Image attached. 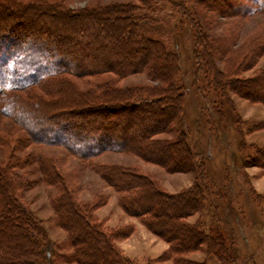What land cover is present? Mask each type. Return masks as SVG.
<instances>
[{
	"label": "trees",
	"instance_id": "trees-1",
	"mask_svg": "<svg viewBox=\"0 0 264 264\" xmlns=\"http://www.w3.org/2000/svg\"><path fill=\"white\" fill-rule=\"evenodd\" d=\"M159 1L96 2L72 9L65 0H0V95L38 83H48V91H54L51 95H59L56 99L34 95L32 103L30 97L13 91L4 100L3 108L8 114H15L13 118L27 132L28 141L15 142L14 163L0 161V264L45 263L50 250L44 244L47 236L39 218L21 202L22 186L15 179L18 168L25 164L17 159V151L23 146L63 145L84 160L112 149L133 153L172 172L190 170L186 166L193 156L184 131L173 139L156 137L159 133H172L171 125L182 114L185 99L179 54L170 40L176 26L163 14L164 6ZM187 1L197 6L205 0H179L178 4L186 9ZM239 2L236 8L217 13L239 18L264 15V0ZM193 9L196 13L197 9ZM25 22L30 23V28ZM201 30L198 53L205 73L211 77L209 84L223 94L234 91L253 102H264V71L245 78L237 74V67L221 69L215 59L228 53L225 54V39L216 44L218 40L213 41ZM253 39L254 36L246 42L248 48ZM262 52L264 46L236 55V63L240 69L253 67ZM70 54V60L63 62L64 56ZM106 72L121 78L146 72L161 84L144 89L115 85L114 80L106 78L91 82L84 89L67 77L99 78ZM127 112L129 118L116 116ZM134 120L139 123L130 134L127 129ZM122 124L126 129L118 132L116 129ZM39 156L32 160L38 163L45 180L58 189L51 202L55 220L67 232L73 249L70 260L79 264H136L114 244L116 237L128 236L133 228L126 232L122 228L107 230L98 217L97 210L107 203V196L96 194L93 201L83 202L69 187L66 173L58 163ZM259 165L264 167V160ZM93 166L112 185L120 206L170 243L163 257L175 264H209L187 256L200 250L204 242L209 254H219L216 247L221 241L204 224L191 225L182 220L204 205V189L199 183L170 193L136 166Z\"/></svg>",
	"mask_w": 264,
	"mask_h": 264
},
{
	"label": "rangeland",
	"instance_id": "rangeland-1",
	"mask_svg": "<svg viewBox=\"0 0 264 264\" xmlns=\"http://www.w3.org/2000/svg\"><path fill=\"white\" fill-rule=\"evenodd\" d=\"M65 1L70 8L79 9L96 2L135 0ZM176 1L160 0L159 3L164 6L163 14L170 17L171 23L176 26L170 40L171 47L179 54L185 99L182 114L171 125L172 133H159L156 137L173 139L184 131L193 156L192 162L189 161L191 164L186 166L190 170L172 172L133 153L112 149L101 152L91 160H84L63 145L33 143L23 146L22 150L17 151V159L25 161V164L18 168L19 176L15 177L22 186L19 192L21 202L39 218L47 236L44 244L50 249L46 262L39 261L38 264H79L70 260L73 249L68 234L55 220L51 198L57 193V186L45 180L38 163L32 160L39 155L53 158L58 163L63 173H66L69 187L83 202L93 201L96 194L107 196V203L97 210L100 213L98 217L107 230L122 228L126 232L133 228L128 236L116 237L114 244L136 264H175L172 259L163 257L170 243L120 206L117 193L97 172L94 164L136 166L170 193H177L199 183L204 189V205L182 220L191 225L201 222L215 239L221 241V245L216 247L218 255L209 254L208 245L204 242L200 250L189 252L187 256L201 262L208 261L209 264H264V167L259 165L264 160V102H253L234 91H225L226 94H223V91L211 86V77L205 73L198 53L201 47L198 32L203 29L201 31L207 33L213 41L218 40L216 44H222L225 39L228 45L225 54L228 53L215 59L221 69L230 70L231 67V70H235L237 67V74L245 78L261 73L264 71V52L250 68L240 69L236 60L238 55L264 46L258 45L264 43V15L256 13L247 18H239L217 13L218 10L236 8L240 0H205L204 4L197 6L187 1L186 9L180 7L179 0ZM193 6L197 9L196 13ZM207 6L210 7L207 9ZM24 25L30 28V23L25 22ZM252 36L254 39L250 43L251 48H248L247 43ZM70 57L71 54L64 56L63 62L67 63ZM67 77L84 89L89 88L91 82L106 78L114 80L115 85L144 89L156 88L161 84L153 81L146 72H135L123 78L110 72L103 73L99 78ZM48 88V83H38L22 90L3 91L0 95V161L14 163L16 158L12 157V147L15 142L20 139H24L25 143L28 141L27 132L13 118L15 114H8L3 108L4 100L13 91L26 98L30 97L32 103L34 95L56 99L59 95H51L54 91H48ZM116 116L129 118L128 112ZM137 123L139 121L134 120L127 132L133 134ZM124 129L126 127L122 124L116 130L119 132Z\"/></svg>",
	"mask_w": 264,
	"mask_h": 264
},
{
	"label": "crops",
	"instance_id": "crops-1",
	"mask_svg": "<svg viewBox=\"0 0 264 264\" xmlns=\"http://www.w3.org/2000/svg\"><path fill=\"white\" fill-rule=\"evenodd\" d=\"M98 214L100 215V213L98 212Z\"/></svg>",
	"mask_w": 264,
	"mask_h": 264
}]
</instances>
